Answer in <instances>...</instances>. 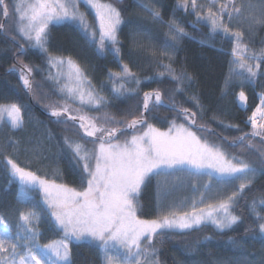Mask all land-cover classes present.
<instances>
[{
	"label": "snow or ice",
	"instance_id": "1",
	"mask_svg": "<svg viewBox=\"0 0 264 264\" xmlns=\"http://www.w3.org/2000/svg\"><path fill=\"white\" fill-rule=\"evenodd\" d=\"M82 4L91 11L93 21L81 10ZM177 6L184 12L191 9L197 22H204L212 33L230 38L232 59L222 95L238 80L240 91L236 93V102L246 109L248 96L244 86L264 76L261 70L264 47L250 48L244 27L249 40L258 28H264V0H177ZM141 9L152 23L167 27V40L157 47L140 39L144 35L141 31L133 30L129 55L147 57L149 63L162 69L156 73L158 77H169L175 82L172 94L167 97L161 89L145 91L142 98L139 97L141 77L121 56L120 31L124 17L115 3L105 0H0V15L5 21H11L8 26L0 23V32L10 36L15 45L13 55L17 63H13L9 71L18 73L23 88L35 97L33 66L25 63L21 56L26 47L37 49L45 56L47 79L54 83L61 100L44 107L56 123L64 125L63 145L79 169L81 183L78 190L39 175V167L32 170L46 159L39 147L23 148L29 158L20 162L22 142L15 133L25 128L24 110L17 103L0 104V132L3 133L0 157L4 166L22 185V200L29 199L27 192L32 189L43 194L46 207L42 211L63 234L59 241L41 245L40 213L33 209L20 211L15 232L5 217L0 216L3 227L0 264H73L70 248L73 241L95 247L102 264H161L157 245L162 244L169 233H186L206 224L223 232L242 221V217L235 214L238 201L245 189L253 185L257 164L264 173V93L260 94L259 104L248 117L252 131L236 137L230 145L239 143L242 147L256 149L258 156L255 160L229 156L221 144L208 139L211 129L206 122H200L204 109L198 97L191 99L200 110L199 114L174 98L176 92L184 91L186 82L191 86L194 79L186 70L178 73L171 63L176 45L189 34L176 20L165 22L161 13L148 4L141 5ZM234 22L243 27H234ZM65 23L75 25L97 54L111 52L120 61V71H109L111 92L115 98L136 99L122 115L105 110L108 99L97 91L72 56L53 55L49 50L50 25ZM165 59L169 63H164ZM161 107L175 113L171 120L165 118L167 127L163 130L149 121L153 110ZM93 110L99 114H90ZM151 118L158 119L155 115ZM256 137L260 138L259 148L253 143ZM35 143L39 146L40 141ZM89 144L92 147H88ZM205 172L209 176V183L203 185L205 189L210 190L213 172L227 178L225 183L237 180L240 183L230 195L205 203V192L199 191L195 180ZM180 173L192 177L191 188L199 192V201L194 197L190 210H183L186 198L179 204L170 200L183 186ZM171 177L176 179L171 180ZM153 180L156 215L151 219L142 218V192ZM249 209L254 221L245 228V233L255 236L258 229L264 238V193L259 201L252 198ZM232 242L242 246L238 241ZM261 264H264V255Z\"/></svg>",
	"mask_w": 264,
	"mask_h": 264
},
{
	"label": "trees",
	"instance_id": "2",
	"mask_svg": "<svg viewBox=\"0 0 264 264\" xmlns=\"http://www.w3.org/2000/svg\"><path fill=\"white\" fill-rule=\"evenodd\" d=\"M105 2L115 3L122 11L124 24L120 31L121 56L123 62L129 63L133 71L141 77L139 97L142 98L143 92L153 89H161L167 97L172 94L171 90L175 87V82L169 77L160 78L156 75L162 69L157 68L154 63H149L147 57L129 55L133 30L141 31L144 35L139 38L157 47L167 40V27L154 24L145 18L146 14L142 11L141 5L148 4L149 7L161 13L165 22L174 19L189 34L176 45L174 60L171 63L178 73L186 70L194 79L191 86L186 82L184 91L174 94L176 102L199 114L200 110L195 107V102L191 99L192 96L198 97L204 109L200 122H206L211 129L207 133L208 139L221 144L229 156L255 160L258 156L256 149L242 147L239 143L234 146L230 145L236 137L252 131L248 117L258 104V95L264 93V76L258 77L254 84H245L244 91L248 96L246 109L241 108L236 102V93L240 91L238 80H235L233 87L222 95L232 59L230 38H226L222 33H212L210 27L204 22H197L191 9L188 12L179 9L177 0H119V3H116V0H105ZM2 17L0 15V23ZM88 19L93 21L94 18L89 15ZM4 23L7 26L8 21L4 20ZM235 26L243 27L237 24ZM244 30L245 40L249 43V33L246 27ZM50 32L49 50L57 56L70 55L80 64L97 91L108 99L109 104L106 111L120 116L129 104L136 103V99L115 98L111 92L109 71H120V61L111 52L103 55L97 54L96 49L89 46L73 24L50 25ZM250 39L253 41L252 45H249L250 48L259 50L264 47V28H258L254 34H251ZM14 51L15 45L10 36L0 32V104L17 103L21 105L26 120L24 130L15 133V137L22 142L19 161L23 162L29 158L23 152V148L39 147L46 159L43 164L34 166L32 170L35 171L39 167V175L80 190L79 169L71 160L70 151L63 145L64 125L56 123L55 118L50 117L49 112L44 109L45 104L61 99L54 83L47 79V68H44L46 58L39 50L27 47L25 54L21 56V59L34 69L36 96L33 97L23 88L18 73L9 71L12 64L17 63L13 55ZM164 63H169V61L165 59ZM261 70L264 71V64ZM46 83L54 88L49 95H45ZM90 114L99 113L93 110ZM152 115L157 116L158 119H152ZM174 116L175 113L168 108L161 107L153 110L149 121L165 129L167 127L165 118L171 120ZM214 116L216 119H213ZM0 136H3L2 132ZM29 140L33 143L28 144ZM37 140L40 141L39 146L35 143ZM253 143L259 148L260 138H254ZM256 166L258 170L254 183L249 189H245L235 208V214L240 215L242 221L234 225L232 229L223 232L211 224H206L198 230L186 233H169L163 243L157 245L161 264H261V256L264 255V238H261L258 229L255 236L245 233V228L252 225L254 221V216L249 209L252 198L255 197L259 201L261 193H264V173L261 172L258 164ZM181 174L187 175V173L179 175ZM200 177L209 182V176L206 173L195 177V180ZM172 178L176 179V177L170 179ZM225 180L227 178L219 179L211 176V183L215 186L211 191L213 202L222 196L230 195L240 183L238 180L225 183ZM21 187L19 181L12 177L5 168L4 161L0 157V216L5 217L15 232L19 212L33 209L41 214L38 225L41 233L40 244L62 239V232L52 225L48 216L42 211L46 207L42 193L38 189L28 191L27 194L32 196V201L25 203L18 198V191ZM181 194L182 192L175 195L176 198L173 200L176 202ZM141 204L144 213L142 218H154L156 215L155 180L142 192ZM257 210H261L259 204ZM232 240L238 241L242 246H236ZM196 241L199 243L197 244ZM70 248L73 264H102L95 247L77 244L73 241L70 243Z\"/></svg>",
	"mask_w": 264,
	"mask_h": 264
},
{
	"label": "rangeland",
	"instance_id": "3",
	"mask_svg": "<svg viewBox=\"0 0 264 264\" xmlns=\"http://www.w3.org/2000/svg\"><path fill=\"white\" fill-rule=\"evenodd\" d=\"M81 10L82 11H85V12H87V13H89V15L90 16H92L93 17V15H92V13H91V11L90 10H88L87 9V7L85 6V5H81ZM89 15H88V17H89ZM11 24V21H8V23H7V26L8 25H10ZM233 26L234 27H237V26H235V22L233 23ZM249 45H252V43H253V41H252V39H250L249 41ZM250 47V46H249ZM44 68H47L46 70H47V72H48V65H47V62H45V67ZM53 72H55V69H53L52 70ZM47 84V83H46ZM53 90H54V88L52 87V86H50L49 84H47V90L45 91L46 92V94L45 95H49V94H51L52 92H53ZM56 91H57V89H56ZM261 94V93H260ZM260 94L258 95V104H259V102H260ZM61 100V99H60ZM59 100V101H60ZM257 104V105H258ZM256 108V107H255ZM255 108L253 109V111L255 110ZM44 109L45 110H47L45 107H44ZM48 111V110H47ZM252 111V112H253ZM252 112H251V114H252ZM163 130V129H162ZM88 147H92V145L91 144H89L88 145ZM207 171H209V170H206V172ZM205 172V173H206ZM181 177H180V179H181V181H183V186L182 187H180L175 193H174V195L170 198V200H173V198H176V196L175 195H178V193H180V192H182V194H181V196H178V198L176 199V203L177 204H179L180 203V201L181 200H185V198H186V203H185V206H184V209L183 210H190V204H191V201H192V199L195 197L196 199H197V201H199V192H194L193 191V189L191 188V181H192V179L188 176V175H186V174H181L180 175ZM212 176L213 177H216V178H219V179H222L218 174H216V173H212ZM172 180H173V178H172ZM196 183H197V186H198V188H199V191H203V192H205V203H211V202H213L212 201V197H211V191H212V189H214L215 188V186H213V184L211 183V185H210V190L209 189H205L204 187H203V185H205V184H208L209 182L207 181H205L204 180V178L203 177H200L199 179H196ZM218 183H220L219 181H218ZM223 183V182H222ZM22 186V185H21ZM21 192H22V187L19 189V191H18V198H19V200L20 201H22V202H25V203H31V201H32V196H30V195H28L27 194V196L29 197V199L28 200H22L21 199ZM43 195V194H42ZM32 206V205H31ZM199 206H203V205H199ZM3 230V227L2 226H0V231H2ZM56 241H59V240H56Z\"/></svg>",
	"mask_w": 264,
	"mask_h": 264
},
{
	"label": "water",
	"instance_id": "4",
	"mask_svg": "<svg viewBox=\"0 0 264 264\" xmlns=\"http://www.w3.org/2000/svg\"><path fill=\"white\" fill-rule=\"evenodd\" d=\"M4 20H5V19L2 17L1 23H4ZM47 114H48V113H47Z\"/></svg>",
	"mask_w": 264,
	"mask_h": 264
}]
</instances>
